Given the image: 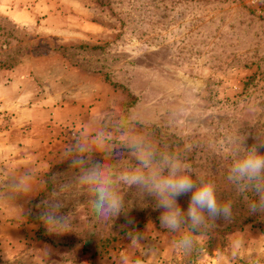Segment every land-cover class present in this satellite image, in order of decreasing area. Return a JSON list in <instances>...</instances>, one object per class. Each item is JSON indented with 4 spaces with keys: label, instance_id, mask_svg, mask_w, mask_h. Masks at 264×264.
<instances>
[{
    "label": "rangeland",
    "instance_id": "obj_1",
    "mask_svg": "<svg viewBox=\"0 0 264 264\" xmlns=\"http://www.w3.org/2000/svg\"><path fill=\"white\" fill-rule=\"evenodd\" d=\"M93 115L124 121L215 181L232 217L185 252L151 198L122 186L134 220L122 228L123 215L95 217L69 173L71 227L49 234L34 205L58 188L52 176ZM253 137L264 142V0H0V177L28 171L39 195L28 219L0 202V264H264V215L225 180L229 156ZM118 144L109 162L123 169Z\"/></svg>",
    "mask_w": 264,
    "mask_h": 264
},
{
    "label": "clouds",
    "instance_id": "obj_2",
    "mask_svg": "<svg viewBox=\"0 0 264 264\" xmlns=\"http://www.w3.org/2000/svg\"><path fill=\"white\" fill-rule=\"evenodd\" d=\"M114 136L130 159L123 169L109 162ZM253 138L255 143L247 146L244 140L241 148L229 156L225 180L245 197L249 212L260 216L264 215V142ZM64 155L67 170L52 176L58 188L34 205L38 210L35 218L49 234H66L71 227L72 213L65 211L68 207L61 196L71 188L70 183L61 180L69 173H75V184L87 190V204L95 217L116 220L123 215L126 224L122 228L134 225L125 211L122 186L134 187L143 198H151L153 209L160 212V229L172 234L174 246L185 252L195 247L210 222L232 217V204L219 199L215 181L197 174L176 153L133 132L124 121L109 124L105 117L93 115ZM0 181V202L14 204L25 219L32 216V201L39 197L32 174H11L6 179L0 177ZM188 194L190 199L184 209L178 198ZM127 235L133 244L139 238L134 228H129Z\"/></svg>",
    "mask_w": 264,
    "mask_h": 264
}]
</instances>
